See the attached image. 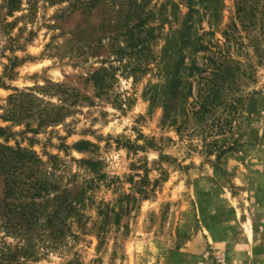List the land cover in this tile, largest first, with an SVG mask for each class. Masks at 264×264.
I'll return each instance as SVG.
<instances>
[{
  "label": "rangeland",
  "instance_id": "obj_1",
  "mask_svg": "<svg viewBox=\"0 0 264 264\" xmlns=\"http://www.w3.org/2000/svg\"><path fill=\"white\" fill-rule=\"evenodd\" d=\"M164 1L0 0V144L39 159L50 196L67 190L86 220L24 264H264V0H221L210 28L199 7L206 49L168 69ZM175 77L186 118L170 126L143 92ZM127 193L128 232L98 247L96 205Z\"/></svg>",
  "mask_w": 264,
  "mask_h": 264
},
{
  "label": "trees",
  "instance_id": "obj_2",
  "mask_svg": "<svg viewBox=\"0 0 264 264\" xmlns=\"http://www.w3.org/2000/svg\"><path fill=\"white\" fill-rule=\"evenodd\" d=\"M220 1L165 0L162 2L157 11L159 10L158 14L161 16V24L168 22L169 29L160 49L158 63L163 61L164 68L168 69L170 59L177 55L183 58V48L186 45L192 46L193 50L206 49V45L201 41V35L197 36L196 31L194 33L193 30L194 23H200L201 19H192V15L197 16L199 7H202L208 10L209 17L206 21L208 27L217 25L220 20H212L211 15L218 17L221 11ZM182 7L185 8L184 12ZM176 23L177 28L173 27ZM191 30L194 39H191ZM177 63L178 61L174 74ZM179 86L181 83L178 77H175L172 82L166 79L160 84L161 88H158L157 84L150 83L144 87L143 97L148 101V108L160 106L162 121L170 126L177 122L181 124L183 118H186V108L181 100L184 93L182 89L179 90ZM39 162V159L20 147L14 149L0 144V174H3L0 190V264H24L27 261H34L40 252L39 246L56 248L67 236H75L72 228L74 223L79 227V232L84 233L86 220L80 223L82 214L79 213V204L82 200L69 198L67 190L55 191L50 196L49 191L55 186L39 179L31 168ZM22 169L27 170L26 175L29 173L24 178L19 177ZM133 191L138 193V197H144L143 195L147 193L143 186L135 187ZM138 197L127 193L122 197L125 203L119 200L112 203L100 201L96 205V218L92 220L88 231L96 237L98 247L111 226L123 227L121 233L128 232V225L122 223L121 218L125 213L128 214L131 209L136 208ZM72 217H75V220L71 221ZM7 235L16 238V242L6 243L3 237ZM36 242H42L43 245H37Z\"/></svg>",
  "mask_w": 264,
  "mask_h": 264
}]
</instances>
